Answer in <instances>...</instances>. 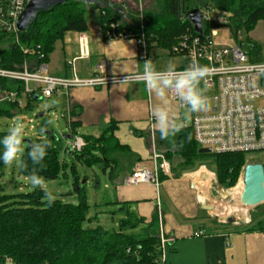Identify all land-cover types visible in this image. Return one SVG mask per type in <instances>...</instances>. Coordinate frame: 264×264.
Here are the masks:
<instances>
[{
	"label": "trees",
	"instance_id": "1",
	"mask_svg": "<svg viewBox=\"0 0 264 264\" xmlns=\"http://www.w3.org/2000/svg\"><path fill=\"white\" fill-rule=\"evenodd\" d=\"M104 3L103 1L100 7L98 4L86 5L68 0L40 13L27 31L19 33L18 44L11 37L0 35V44L5 39L7 41V46H0V67L20 70L24 62H30L31 66L28 67L33 70L41 63H48L55 43L61 40L66 32L80 33L87 30L86 9L99 11L103 35L107 21L119 20L120 28L126 27L134 33L142 31L148 37L150 48L155 47L167 52L182 34H196L186 17L191 8L200 9L210 5L224 13L227 15L226 26L235 37L241 30L248 33L259 20L264 19V0H158L156 7L145 11L141 23L134 21L132 15L124 22L117 10L105 6ZM210 28L208 24L203 25L205 32ZM150 34L152 38H149ZM104 37L106 38V35ZM245 40L250 41L249 37ZM154 42V46L150 45ZM252 44L253 52L258 53L261 44L255 41ZM254 58L258 61L264 57ZM1 82L4 81L0 80ZM14 85V82H10L8 87ZM28 107L29 102L26 109ZM15 110L12 105H0V115L12 116ZM114 128L115 124L111 123L98 137L82 136L85 141L83 148L79 152L70 153L73 155L70 171L74 176V201L54 198L49 205L45 195L47 192L37 186L23 194L0 193V264H6L8 260L11 264H170L165 258H161L158 231L160 221L156 211L150 220L145 222L144 218L130 211L128 202H121L111 211L112 214L120 215L115 229L108 230L98 223H91L96 220V216L89 217L86 188L79 180L73 163L77 161L87 167L100 164L102 170L110 166L108 152L123 147L112 134ZM76 129L77 122L71 120L70 133H76ZM41 130L47 136L30 140L21 160L20 173L28 178L34 173L41 181L66 176V163L59 161L61 139L50 130L48 122H43ZM6 133L0 132V136ZM159 139L158 143L162 147L174 148V153L184 163V169L195 170L198 166L205 165L215 173L217 184L226 188L236 183L240 170L245 165L247 156L243 153H198L199 147L189 127H181L175 136ZM37 143L47 145L46 155L41 162L34 164L28 158V151L31 145ZM161 154L167 158L169 156L167 151ZM3 166L4 164L0 163V176ZM113 171L115 167L109 171L110 178L113 177ZM212 222L221 228L220 231L242 228L247 231H264V220L256 217H252L248 224L238 226H233L230 222Z\"/></svg>",
	"mask_w": 264,
	"mask_h": 264
},
{
	"label": "crops",
	"instance_id": "2",
	"mask_svg": "<svg viewBox=\"0 0 264 264\" xmlns=\"http://www.w3.org/2000/svg\"><path fill=\"white\" fill-rule=\"evenodd\" d=\"M110 8L117 10L124 22L128 19L126 11L120 9L119 5L110 4ZM86 20L85 32H66L64 37L55 43L47 63L48 72L54 76H70L73 69L78 76L88 77L97 73V65L103 61L105 74L108 76L140 74L144 61L137 58L136 41L131 38H105L100 16L94 20ZM80 35L86 38L87 53L83 56L79 44ZM169 59H174L179 68L186 63L183 56L171 55L166 50L149 47L146 60H150L157 71H163ZM63 97L64 112L68 107L70 108L71 120L77 122L76 132L81 136L98 137L111 123L115 124L112 134L117 143L123 147L108 152L110 166L104 170L101 169L100 164L95 165L108 177L112 190L110 197L106 200L103 198L100 205H107L115 210L118 207L117 203L128 202L130 211L144 218L145 222H148L156 211L161 231L168 239L164 246V258L167 262L170 264H264L263 230L247 231L242 228L220 231L221 228L213 222H208L210 212L200 209L201 201L198 199V191L191 178L194 170L182 167L180 172H177L173 171L169 164L167 174L160 172L162 179L158 191L148 183L127 185L123 182L125 176L137 164L153 168L152 154L154 151L160 153V149L155 147V141L158 143L160 135L155 131L150 110L160 104L161 100H166V105H160L169 110L173 120H181L178 102L171 98L168 90L166 96L161 98L147 90L142 82L131 81L109 83L95 88H73L68 96ZM151 130L154 132L153 146ZM201 166L207 169L205 165ZM112 167H115V171L110 178L109 171ZM78 177L79 180L82 178L81 175ZM83 177L87 182L88 177ZM93 178L94 180L98 178L96 172ZM104 187L109 189L107 184H104ZM217 223L222 222L217 221ZM200 230L202 235H194ZM207 231L212 233H206Z\"/></svg>",
	"mask_w": 264,
	"mask_h": 264
},
{
	"label": "built area",
	"instance_id": "3",
	"mask_svg": "<svg viewBox=\"0 0 264 264\" xmlns=\"http://www.w3.org/2000/svg\"><path fill=\"white\" fill-rule=\"evenodd\" d=\"M29 1L0 0V35L11 37L18 44L20 31L17 29V20ZM140 2L141 0H138V4ZM119 4L121 9L126 11L128 3L121 1ZM199 10L202 17L201 33L195 31V35L189 32L182 34L168 52L185 58L186 63L179 68L181 70L193 63L207 67L208 75L201 81L200 89H209L212 94L204 95L206 103L203 110L192 113L183 106L178 96L174 94V90L168 89L171 98L178 102L181 112L180 124L191 129L193 139L199 148H210L212 153L247 155L264 151V85L262 84L264 58L254 60L256 56L264 57V19L259 20L263 24V42L259 43L261 49L255 53L252 50L254 41L243 39L239 32L231 45L215 43L213 36L216 34L217 25L227 27V15L210 5H205ZM141 20L142 15L139 23ZM120 24L121 21L115 19L107 21L104 31L106 38L134 39L138 48L137 58L145 61L149 50L148 37L142 31L134 33L126 27L120 28ZM204 24L211 26L206 32L203 30ZM152 37L150 34L149 38ZM79 44L83 56L87 53V46L86 38L82 35L79 37ZM150 45L154 46L155 42ZM69 64L71 65V62ZM29 65L30 62H24L20 70L0 67V80L4 81L0 83V105H12L16 108L12 116H5L11 117L12 121L18 119L17 115L26 110L27 103L36 97L41 99L59 95L68 96L73 88H95L109 83L131 82L139 75L108 76L105 74L103 61L97 65V73L88 77L78 76L73 69L70 76H54L48 72L47 63H41L33 70L28 67ZM10 82L15 83L14 87H8ZM70 112L68 107L61 116L66 123L65 134L71 135V138L65 142L67 145L65 151L72 153L79 152L85 141L79 133H70L72 119ZM187 115L186 122L184 118ZM29 122H32V119H29ZM150 132L153 146L154 132L152 130ZM152 157L153 168L137 164L125 176L123 182L127 185L148 183L158 191L160 172L167 174L169 163L162 154L155 151ZM213 175L212 173V178ZM218 221L222 222L219 216ZM161 230L160 226L159 248L161 258L164 259V246L168 239ZM194 235H202V231Z\"/></svg>",
	"mask_w": 264,
	"mask_h": 264
},
{
	"label": "rangeland",
	"instance_id": "4",
	"mask_svg": "<svg viewBox=\"0 0 264 264\" xmlns=\"http://www.w3.org/2000/svg\"><path fill=\"white\" fill-rule=\"evenodd\" d=\"M101 2H105V6L110 7V4H113L115 6L120 5L119 3L123 0H99ZM126 3H128L127 9H126V15L129 17L130 15L133 16L134 21H140V16L144 15L145 11L153 9L156 7L158 0H141L140 4H138V0H125ZM99 16V11L97 9H86L85 10V17L88 20H94L97 19ZM130 19V18H129ZM138 23V22H137ZM72 33H76L75 31H68ZM67 32V33H68ZM239 35L245 39L246 37H249V39H252L253 41L257 43L263 42V24L261 21H258L254 29L249 31L248 33H245L244 31H240ZM238 35V36H239ZM64 37V36H63ZM6 38V37H4ZM235 36L233 32L229 30V28L225 26H220L216 28V34L213 36V41L218 44L223 45H231L235 42ZM1 47L7 46L6 39L1 42ZM203 95H210L212 94V91L206 88L201 89ZM64 104L65 100L62 95L54 96L51 98H41L29 101V107L24 110L23 112H20L17 116H19L18 119L15 121H12L11 117H0V132H6L9 128L10 124H13L16 121H19L23 125V133H22V141H21V151L17 153V159L14 163L11 165H5L2 169V174L0 176V193L1 194H23L27 193L33 190V187L30 184V177L23 176L20 173V165L21 160L26 152V149L28 148V140H35L38 137L45 138L47 134L41 130V125L43 122H48V127L50 130L61 139L62 149L59 153V161L65 162L67 166V175L61 176L57 179H47L44 181H41V184L37 187L45 190L47 192V197H51L52 199L58 198L62 200L67 201H74V190L72 186L73 182V174L70 171V166L72 165L71 162L73 161V155L70 154L68 150L65 151L67 148V145L65 144L66 140L63 138L65 135V119L61 116L64 112ZM160 104L166 105V100H161ZM39 114H42L41 117ZM187 116H185V120L187 122ZM29 119H32V122H29ZM174 122L180 123L179 119L174 120ZM30 125H32V128H30ZM155 147L156 149H160V153H164L165 151L169 152L167 159L168 163L170 164L173 171H179L183 167L182 159L174 153L173 147H162L155 141ZM246 161L245 164L248 163H260L263 165L264 168V151H260L257 153L247 154L246 155ZM74 166L76 169V173L78 175H81L80 181L83 182L84 178L83 176L88 177V181H84L83 184L86 188V194L87 199L89 203V217L93 218L96 216V220L92 221V225H95L98 223L105 229H115L117 227V221L120 218L119 214H112L111 211L113 208L107 205H100V202H102L103 198L105 200L110 197L111 193V186L108 180V177L103 175L101 170L97 166L87 167L82 165L81 163L74 161ZM245 166V165H244ZM241 168L240 173L238 175V178L236 180V183L232 185L230 188L223 187L221 185L217 184L216 175L213 171L208 169L210 172H212L213 178L211 177V180L209 183H205L204 190L206 192L205 196V202L209 201L214 207L221 206L224 208L223 212L226 213L225 216H219L221 218L222 223L229 221L233 226L238 225H245L248 224L252 217H256L258 219L261 218V220H264V203L255 206V207H249L247 208L246 214H247V222H241L240 218L237 216H234V213L227 212L225 208H229L230 205L236 203L233 197L232 190L237 187L239 180L243 179V168ZM211 169H213V165L210 166ZM200 166H198L194 172H198ZM97 173L98 178L94 180L93 175L94 173ZM193 172V173H194ZM104 184L109 185V189H106L104 187ZM95 185H97L95 187ZM47 198V199H48ZM96 202V203H95ZM100 205L99 207H97ZM215 210V208H214ZM212 211L210 213V216H208L209 221H218V217H216L215 211ZM260 216V217H259ZM224 220V221H223ZM262 224V223H261ZM263 225V224H262ZM264 226V225H263ZM169 256V250L168 247L166 248Z\"/></svg>",
	"mask_w": 264,
	"mask_h": 264
},
{
	"label": "clouds",
	"instance_id": "5",
	"mask_svg": "<svg viewBox=\"0 0 264 264\" xmlns=\"http://www.w3.org/2000/svg\"><path fill=\"white\" fill-rule=\"evenodd\" d=\"M164 66L163 71H157L150 60H145L142 71L133 82H142L147 90L161 98L166 96V90H174V94L188 111L195 113L203 110L206 100L200 83L208 75L207 67L193 63L181 70L174 59H169ZM150 115L155 124V131L159 133L161 139H167L180 132L182 125L174 122L165 106L157 104L150 110ZM22 133L23 125L16 121L9 126L5 135L0 136V163L11 165L16 161L17 153L21 151ZM46 147V144L41 143L31 145L28 158L34 164L41 162L46 155ZM30 184L35 189L41 184L40 177L31 174ZM45 195L47 196V193ZM47 202L51 205L53 199L49 197Z\"/></svg>",
	"mask_w": 264,
	"mask_h": 264
},
{
	"label": "water",
	"instance_id": "6",
	"mask_svg": "<svg viewBox=\"0 0 264 264\" xmlns=\"http://www.w3.org/2000/svg\"><path fill=\"white\" fill-rule=\"evenodd\" d=\"M68 0H30L17 20V29L20 32H25L31 24L36 20V17L40 13L49 11L50 9L65 3ZM82 2L86 5L98 4L100 7L102 2L99 0H73ZM186 17L193 25L196 32L201 33V12L198 8H191L187 11ZM262 84L264 85V77L262 78ZM42 114H39L41 117ZM63 138L69 139L71 135H64ZM30 145V140H28ZM198 153L208 154L212 153L210 148H199ZM238 200L239 204L243 207H255L264 203V168L260 163H248L243 168V189ZM200 209L212 212L214 207L208 202H201ZM218 217L217 215H215ZM247 222V220H241V222ZM229 222V221H226ZM6 264H10L9 261Z\"/></svg>",
	"mask_w": 264,
	"mask_h": 264
},
{
	"label": "bare ground",
	"instance_id": "7",
	"mask_svg": "<svg viewBox=\"0 0 264 264\" xmlns=\"http://www.w3.org/2000/svg\"><path fill=\"white\" fill-rule=\"evenodd\" d=\"M211 177H212V172L208 171L203 166H201L199 168L198 172L196 171V172L191 174L192 181L195 185V188L198 191V193H197L198 199L201 202H203L205 200V196H206V192H205L203 186L205 185V183H209V181L211 180ZM242 189H243V179L239 180L237 187H235L232 190V194H233V197L235 198L234 200L236 201V203L230 205L228 209L225 208V210L227 212L234 213V216L239 217L240 220H247L248 219L247 214H246L247 208L241 206L238 202V200H240L239 197L242 193ZM214 208H215L214 211H215L216 215L217 214L219 216H225L226 215V213L223 212V210H224L223 207L216 206Z\"/></svg>",
	"mask_w": 264,
	"mask_h": 264
}]
</instances>
